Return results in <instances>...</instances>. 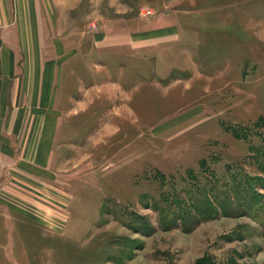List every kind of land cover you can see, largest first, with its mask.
<instances>
[{
    "label": "rangeland",
    "instance_id": "rangeland-1",
    "mask_svg": "<svg viewBox=\"0 0 264 264\" xmlns=\"http://www.w3.org/2000/svg\"><path fill=\"white\" fill-rule=\"evenodd\" d=\"M79 1L38 70L82 112L56 228L0 230V264H264V0Z\"/></svg>",
    "mask_w": 264,
    "mask_h": 264
},
{
    "label": "crops",
    "instance_id": "crops-1",
    "mask_svg": "<svg viewBox=\"0 0 264 264\" xmlns=\"http://www.w3.org/2000/svg\"><path fill=\"white\" fill-rule=\"evenodd\" d=\"M80 5L79 0H0V230H23L14 240H46L47 230L56 228V165L63 164L64 153L70 164L77 158V145L62 142L73 129L63 118L82 112L71 106L58 111L53 87L63 78L38 76V70L63 67L62 60H48L46 54L55 53V40L63 38L65 14L77 25L84 19ZM63 51L61 45L58 52ZM78 81L66 78L71 85ZM28 197L32 201L26 202Z\"/></svg>",
    "mask_w": 264,
    "mask_h": 264
}]
</instances>
